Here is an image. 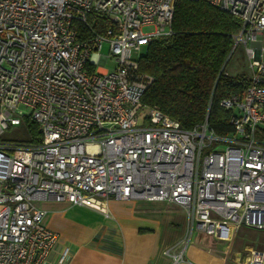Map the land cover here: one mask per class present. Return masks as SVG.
<instances>
[{
	"label": "built area",
	"instance_id": "built-area-1",
	"mask_svg": "<svg viewBox=\"0 0 264 264\" xmlns=\"http://www.w3.org/2000/svg\"><path fill=\"white\" fill-rule=\"evenodd\" d=\"M176 1L0 0V264L44 263L57 241L44 200L177 204L188 224L164 250L172 264L185 261L196 233L226 240L241 225L264 230V0H190L239 23L229 56L242 48L248 83L219 102L232 112L224 135L207 116L185 129L142 103L152 78L138 73L135 54L172 34ZM25 118L39 126L37 142L2 137ZM242 264H264V249H248Z\"/></svg>",
	"mask_w": 264,
	"mask_h": 264
},
{
	"label": "trees",
	"instance_id": "trees-1",
	"mask_svg": "<svg viewBox=\"0 0 264 264\" xmlns=\"http://www.w3.org/2000/svg\"><path fill=\"white\" fill-rule=\"evenodd\" d=\"M231 14L204 1L177 0L170 23L172 34L152 40L138 58V73L152 78L142 103L156 106L185 129L208 125L219 135L232 131V112L219 105L231 92L241 93L248 80L242 74L228 75L230 34L238 28ZM75 26L82 37L88 29ZM25 135L21 144L37 142L39 126L29 118L22 122ZM256 138L264 143V125Z\"/></svg>",
	"mask_w": 264,
	"mask_h": 264
},
{
	"label": "crops",
	"instance_id": "crops-1",
	"mask_svg": "<svg viewBox=\"0 0 264 264\" xmlns=\"http://www.w3.org/2000/svg\"><path fill=\"white\" fill-rule=\"evenodd\" d=\"M91 203L94 208L54 200L38 202L45 210L43 224L57 233L43 264H172L164 250L185 236L188 224L179 205L112 198L104 205ZM243 227L226 240L196 233L185 261L176 264H242L248 249H259V241L244 237L253 233ZM64 250L68 253L60 263Z\"/></svg>",
	"mask_w": 264,
	"mask_h": 264
},
{
	"label": "rangeland",
	"instance_id": "rangeland-1",
	"mask_svg": "<svg viewBox=\"0 0 264 264\" xmlns=\"http://www.w3.org/2000/svg\"><path fill=\"white\" fill-rule=\"evenodd\" d=\"M144 50H145V46H142L140 52L138 54H135V56H139L143 54ZM107 52H108V44L106 42H103L100 50V54L106 55ZM103 68L106 70H112L114 68V62L112 60H108L107 63L103 66ZM225 72L228 75H232V76L237 74H242L245 77L248 76V69L242 48L238 47L236 51L232 54V56L230 57V59L228 60L225 66ZM22 124L23 123H21V125L19 126H9L5 130L2 137L5 140H9V141H17L18 138H23L25 132L23 130ZM243 228L253 233L252 235L247 234L244 237L247 239H253L254 241H259V249H264V230H256L249 227H243ZM255 233H257V235H255Z\"/></svg>",
	"mask_w": 264,
	"mask_h": 264
},
{
	"label": "bare ground",
	"instance_id": "bare-ground-1",
	"mask_svg": "<svg viewBox=\"0 0 264 264\" xmlns=\"http://www.w3.org/2000/svg\"><path fill=\"white\" fill-rule=\"evenodd\" d=\"M96 203H98V202H96ZM98 204H100V203H98ZM101 205H104V204H101Z\"/></svg>",
	"mask_w": 264,
	"mask_h": 264
}]
</instances>
